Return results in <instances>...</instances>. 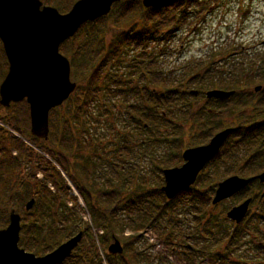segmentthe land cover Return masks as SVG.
Segmentation results:
<instances>
[{
    "label": "trees",
    "instance_id": "16d2710c",
    "mask_svg": "<svg viewBox=\"0 0 264 264\" xmlns=\"http://www.w3.org/2000/svg\"><path fill=\"white\" fill-rule=\"evenodd\" d=\"M43 1L64 14L71 9L74 0ZM197 4L198 0H166L155 8L143 10L139 0L116 3L112 7L116 25L125 24L129 27L131 20L141 10V26L137 29L134 26L135 29L132 27L118 34L108 45L100 39L106 17L88 22L78 30L87 29L83 42L78 43V50L71 56L70 67L73 76L81 84L66 101L67 117L62 121L64 132L61 137L57 139L55 136L53 142L48 140V145H38V150L42 149L70 181L89 211L93 228L97 232H93L89 224L81 220L79 210L69 208L65 203L59 204L62 195L68 194L69 187L52 162L24 142L8 136L9 139L5 138L7 144H0L3 147L0 149V203L6 201L10 205L6 197L9 192L15 197L13 204L23 206L24 201L32 196V184L36 181H33L36 178L34 170L42 172L45 181L39 186L37 201L21 218L19 246L26 252L44 256L82 233L80 243L63 264H103L99 248L107 264H168L160 254L153 253V245L144 240V233L150 231L157 235L156 241L170 254L178 257L179 261L191 264L199 256L212 255L223 242L227 246L224 251L229 255L232 246L245 235L248 228L243 225H249V214L239 225L230 228L223 226L224 229L216 231L222 224L218 216L211 214L212 211L209 213L213 208L212 176L223 172L228 177L237 175L252 178L264 172V71L256 79L258 81L254 82V79H246L248 75L242 73L238 76H220L233 72L227 64L222 70L207 68L205 74L211 76L201 84V97L203 85V92L219 90L233 94L225 99L206 100L204 107L196 106L195 109L192 104L195 100L194 91L183 88V81L173 82L160 71L144 65L139 53H134L137 50L144 51L151 44L170 42L177 27L191 13L188 9ZM63 45L59 51L67 54ZM130 52L133 56L126 67L131 71L128 79L122 80L117 75L109 78L108 67L119 65L122 58L127 60ZM87 56L89 60L86 63ZM0 57L4 60L6 73L7 62L1 45ZM123 85V90H117V87ZM254 85L261 89L258 92L254 89V93H251L250 88ZM21 104L26 108L21 115L24 118L28 115V107L24 101ZM97 106L112 109L98 112L100 117H107L103 124L107 130L102 135L104 139H98L90 128L89 119ZM116 107L120 110L113 111ZM172 111L185 116L183 124H175L165 118ZM9 117L10 120L1 117L0 120L27 138L30 144H38L39 141L28 132L27 116L18 121ZM233 117L237 120L230 119L231 122H227ZM168 127L170 131L166 129ZM67 128L75 129L76 132L68 134ZM225 129H232L231 134L196 179V183L200 181L203 188H189L173 200H167L160 192L163 170L178 167L182 162L183 151L206 144L209 138ZM132 130L147 135L141 142L147 148L165 146L168 149V155L163 160L156 163V159H151L157 171L155 185L138 182L134 168L125 166L130 162L132 145L137 144L128 137ZM25 131L28 132L26 135ZM101 145L105 148L100 157L98 149ZM11 151H15L16 156L12 157ZM47 184H51L58 193L48 189ZM254 186L263 189V192L252 198L251 205L255 202L260 205L259 213L253 217L257 221H264V184L251 182L236 196ZM207 187L208 190L202 191ZM72 201L77 205L75 198L72 197ZM42 205L51 209V212L47 215L37 212V207ZM1 216L0 229H3L8 214L4 210ZM192 225L197 228L196 231L186 234ZM125 231H128V236L124 235ZM112 236L121 243V256L114 257L105 253ZM188 239L201 240L208 248L197 249L195 243L188 246L185 243Z\"/></svg>",
    "mask_w": 264,
    "mask_h": 264
},
{
    "label": "rangeland",
    "instance_id": "374dc122",
    "mask_svg": "<svg viewBox=\"0 0 264 264\" xmlns=\"http://www.w3.org/2000/svg\"><path fill=\"white\" fill-rule=\"evenodd\" d=\"M78 1L74 0L73 4ZM140 3L142 0H139ZM166 1V0H165ZM164 1V2H165ZM42 6H48L44 3L43 0H40ZM72 4V5H73ZM52 7V6H50ZM143 8V6L141 5ZM55 8V7H52ZM56 9V8H55ZM151 9V8H150ZM57 10V9H56ZM144 10V8H143ZM191 13L187 15L185 21H182L181 25L177 27L174 34L171 37L173 39L170 42L166 43H155L151 44L149 47L144 49V51H134V53H139L140 60H143L144 65H149L154 71H160L161 74H165L168 78L173 80V82H180L183 81V88L189 91H197L198 95L194 96L195 100L192 102L195 109L198 107H204L206 104L204 85L202 86V97H201V84L208 80V76L211 74H205L206 69L218 68V70H222L227 64V66L233 69L231 73H226L220 76H226L231 74L232 76H238L240 73L247 74L246 79H254V82L260 74H263L264 69V0H198V4L190 9H188ZM60 13V12H59ZM63 14V13H60ZM65 14V13H64ZM143 11H139L136 13L134 18L131 20V25L128 27L125 24L116 25L114 23V17L112 16V9L109 15L106 16L104 20V29L100 35V39L108 45L114 38L123 32H127L130 28L133 29L139 28L141 25L139 24L142 18ZM177 20V18H174ZM174 20V21H175ZM134 26H136L134 28ZM89 28V27H87ZM87 29L82 31H78L71 39L67 40L63 44L65 45V49L68 52L67 54H61L68 59L69 63H71V56L73 52L75 53L78 50V43L80 44L83 42L82 40L85 38L84 32ZM62 44V45H63ZM61 45V46H62ZM63 45V46H64ZM60 46V47H61ZM2 49V48H1ZM226 52L225 54H223ZM143 53V55H142ZM127 60H122L119 65L114 67L109 66V71L107 76H120L123 79H128L129 73L131 72L126 67L128 66L129 60L132 59L133 53H128ZM89 57L87 56L86 63L88 62ZM113 64V63H112ZM8 65V64H7ZM5 63L4 60L0 57V83L2 82L3 78L5 77ZM211 66V67H209ZM7 72V70H6ZM70 78L71 81L76 83L77 86L81 84L80 80H77L72 73L70 67ZM118 79L119 77H115ZM206 79V80H205ZM83 84V83H82ZM188 84V85H184ZM258 87V85L252 86L250 89L251 93H254L253 89ZM125 86L117 87V90H123ZM21 104V103H20ZM99 106V105H98ZM94 108V114L91 115L90 121V128L94 131V135L97 136L98 139H104L102 136L106 133L105 126L103 125L107 119L106 116L98 115V112L102 110L112 111V109L108 107H100ZM197 106V108H196ZM11 108L3 109L0 106V117L3 119L10 120L11 117L16 121L28 118V115H25L24 118L21 116L23 112L26 111L24 105L18 106H10ZM119 108H115L113 111H118ZM28 114V113H27ZM67 114V103H63V105L55 111H52L49 116V128H50V135L48 139L49 141L53 142L55 140V136L59 139L64 132V127H62V121H64ZM182 113H176L172 111L168 116L165 118L168 119L169 122H174L175 124H183L185 116ZM69 118V117H68ZM229 118L227 120L230 121ZM25 122V121H20ZM231 122V121H230ZM237 124H240L236 122ZM2 124V125H1ZM5 122L0 120V144L3 146L7 144L6 137L10 132L5 127ZM10 129L11 126L6 124ZM73 125V122L70 124ZM80 125V124H79ZM103 125V126H102ZM70 127V126H69ZM85 127V126H83ZM82 127V128H83ZM193 129V127H191ZM130 129V128H129ZM170 131V128H166ZM57 130V131H56ZM63 130V131H62ZM131 130V129H130ZM67 133H75V129L69 130L67 128ZM29 132V131H28ZM27 131L24 132V135L28 133ZM96 132L98 134H96ZM189 131V133H191ZM55 134V135H54ZM128 137L131 142H137V144L132 145V154L130 158V162L127 167L134 168L135 170V179L138 182L144 181L151 185H155L157 182V171L155 170V165L151 163V159H156V163L160 160H163L168 155V149L165 146L159 147H152L147 148L144 143H141L142 140H145L147 135L137 134L135 132L130 131L128 133ZM109 136V135H106ZM27 137V136H26ZM213 137V136H212ZM211 137V138H212ZM24 138V137H23ZM208 142L210 141V139ZM27 143L26 145L31 147L32 149L38 151L37 146L30 144L27 138H24ZM42 142L44 145H48V142ZM140 140V142H139ZM104 142V141H103ZM208 142L206 144H208ZM148 143V141H147ZM190 144V143H189ZM204 144V145H206ZM0 146V149L3 147ZM190 147V145H188ZM201 146V145H200ZM131 148V146H129ZM199 147V146H197ZM102 145L98 149L99 156H102V149H104ZM38 153L44 155L45 159L52 162L54 167L60 172L63 181L69 187V192L66 196L62 195L59 204L65 203L67 207H73L76 209L81 217V220L84 223L89 224L92 228L93 232H97L92 225L90 220L89 211L85 207V204L77 193L75 188L72 186L70 181L65 177V175L61 172L60 168L55 165V163L43 153L42 149L39 150ZM184 162L182 161L181 164L178 165L180 167ZM263 173V172H262ZM27 174V172L25 173ZM201 174V173H200ZM213 174V172H212ZM261 174V173H259ZM258 174V175H259ZM42 172L37 173L35 176L36 178L42 180ZM237 176V175H235ZM257 176V175H256ZM231 177V176H229ZM228 176H224L222 174L216 173L212 176L213 178V186H212V198L214 197V192L217 188V184L223 182ZM239 178H243L238 176ZM161 183L160 188L164 185L163 178L161 175ZM247 179V178H243ZM41 186V185H40ZM47 188L52 190L53 193H58L51 184H47ZM191 188H195L197 190H201V183H194ZM204 190H208V187ZM30 191V190H27ZM26 191V192H27ZM4 192H6L4 190ZM263 189H259L258 187L254 186L250 188L247 192L240 196H234L230 199L223 200L216 206H212L213 208L209 210L212 211L215 217H217L219 222H221L222 226L218 227L216 230L224 229V227H234L235 225L226 219V213L230 211L233 207L241 205L244 201L248 199H252L259 193H262ZM56 193V194H57ZM38 195V194H37ZM37 195H32L28 199L24 201L22 204L23 206H16L13 204L12 195L6 193V197L10 202V205L6 204V201H2L0 203V217H2V212L5 210L8 214L10 209H14L20 216L23 218L25 203L30 199L34 198L36 200ZM26 196V195H25ZM72 197L76 199L77 205H75L72 201ZM211 198V200H212ZM37 201V200H36ZM259 206L257 202L249 207V225H243V227H247L248 229L244 233L245 235L238 240L233 246L232 249L229 251V255L224 251L227 247L226 244L223 242L221 246L216 248L212 255L209 256H202V258L197 257V260L192 261L191 264H264V221L256 222L257 219L253 217V215L259 213ZM37 212H41L44 215H47L51 209H46V206H38L36 209ZM223 217V218H221ZM251 217V218H250ZM225 219L226 221H222ZM248 220V219H247ZM246 220V221H247ZM256 223V224H255ZM262 223V224H258ZM255 224V225H254ZM7 225V224H6ZM22 225V221H21ZM224 226V227H223ZM4 226L3 228H5ZM190 230L186 231V234L194 233L196 231V227L192 225L189 227ZM221 228V229H220ZM228 228V229H229ZM188 229V228H186ZM128 231H125L124 235L128 236ZM101 234L102 232H98ZM157 235L150 231L144 233V240L146 239V243L152 244L153 253L160 254L168 264H187L186 262L179 261L178 257L174 254H170L163 245L159 244L157 240ZM97 242V241H96ZM111 241L106 245L105 253H107V247ZM185 243L188 246L195 243V247L197 249L204 250L205 247L208 248L205 242L201 240H187ZM19 245V244H18ZM97 246H99L97 242ZM20 247V246H19ZM21 248V247H20ZM23 249V248H22ZM100 256L103 259V264H107L104 258V254H102L101 249H98ZM208 253L207 250H205ZM43 256V255H42ZM230 256V257H227Z\"/></svg>",
    "mask_w": 264,
    "mask_h": 264
},
{
    "label": "water",
    "instance_id": "95a60500",
    "mask_svg": "<svg viewBox=\"0 0 264 264\" xmlns=\"http://www.w3.org/2000/svg\"><path fill=\"white\" fill-rule=\"evenodd\" d=\"M126 0H78L71 9L60 14L55 8L42 6L40 0H0V42L8 63L7 74L0 84V106L25 101L29 109L30 134L46 140L49 133V112L62 106L74 93L77 84L71 81L70 64L59 52L61 44L71 39L81 26L106 17L112 6ZM165 0H142L145 9L155 8ZM261 87H256L258 92ZM232 92L211 90L207 100L225 99ZM193 95H197L194 92ZM232 129L215 134L208 144L187 149L182 153L180 167L163 170L164 185L160 188L167 200H173L189 189L199 173L217 155ZM264 184V172L253 178L237 176L217 184L213 206L230 199L251 182ZM251 199L233 207L226 218L239 224L246 216ZM29 200L25 211L31 210ZM21 217L11 209L8 225L0 229V264H63L82 239L78 233L44 256H35L19 247ZM110 256H121L123 248L112 236L107 247Z\"/></svg>",
    "mask_w": 264,
    "mask_h": 264
},
{
    "label": "flooded vegetation",
    "instance_id": "af4514ba",
    "mask_svg": "<svg viewBox=\"0 0 264 264\" xmlns=\"http://www.w3.org/2000/svg\"><path fill=\"white\" fill-rule=\"evenodd\" d=\"M254 90V89H253ZM22 103V102H21ZM18 104V103H17ZM57 110V109H56ZM27 111H28V122H30V120H29V109H27ZM53 111H55V110H53ZM52 112V111H51ZM51 112H49V116H50V114H51ZM12 130H13V128H12ZM13 132H14V134H8V136L10 137H13V139H18L19 138V136H20V134H18V133H16L14 130H13ZM49 135H50V128H49V133H48V138H49ZM8 136H7V138H8ZM9 139V138H8ZM48 139H46V140H39L38 139V145L40 146H42V144L44 145V143H42V142H46ZM39 146H37V149H38V147ZM34 150V149H33ZM36 153H38V151H36V150H34ZM11 153V156L12 157H14V156H16V153H13V151H11L10 152ZM37 173L39 174V171L38 170H34V176H36L37 175ZM42 180H39V179H37L32 185V189H31V193H32V195H37V194H39V192H40V185H43L44 184V177H43V175H42ZM24 193H26L25 191H23ZM33 200H34V202H35V199L34 198H32ZM231 222V221H230ZM257 222H261V221H257ZM233 223V222H232ZM235 226H237V225H235ZM240 230H242V228L240 229Z\"/></svg>",
    "mask_w": 264,
    "mask_h": 264
}]
</instances>
